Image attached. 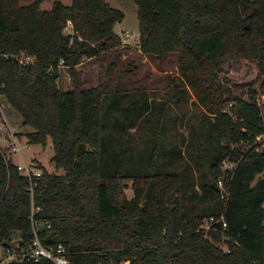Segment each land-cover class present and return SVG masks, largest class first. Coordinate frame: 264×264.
<instances>
[{"label":"trees","instance_id":"obj_1","mask_svg":"<svg viewBox=\"0 0 264 264\" xmlns=\"http://www.w3.org/2000/svg\"><path fill=\"white\" fill-rule=\"evenodd\" d=\"M133 1L139 53L159 60L177 54L185 85L175 87L173 98L190 89L202 106V145L194 137L186 152L192 162L202 156L206 167L200 194L187 193L183 172L155 168L160 143L144 158L148 172L142 173L143 158L118 140L150 113L144 95L123 106L127 93L101 84L85 88L76 70L84 59L112 51L114 60L121 56L114 33L121 11L106 0L55 1L49 11L40 10L41 0L23 6L0 0V97L30 129L29 145L51 141V161L62 171L51 175L39 166L31 194L29 181L0 149V246L20 241L9 249L27 251L37 226L42 246H63L71 264H264V153L251 148L264 132L253 88L264 75V0ZM242 62L255 63L258 72L246 97L218 76L223 66ZM114 66L111 61L108 70ZM63 70L72 80L66 91L59 88ZM169 157L184 154L175 147ZM124 180L132 181L131 199L121 195ZM191 194L202 203L197 214L184 206ZM212 216H222L226 227L203 231Z\"/></svg>","mask_w":264,"mask_h":264},{"label":"rangeland","instance_id":"obj_2","mask_svg":"<svg viewBox=\"0 0 264 264\" xmlns=\"http://www.w3.org/2000/svg\"><path fill=\"white\" fill-rule=\"evenodd\" d=\"M33 1L20 0V4ZM54 1H59L65 6L71 4V0H42L40 10L49 11ZM111 1L115 5L113 8L124 14L123 20L114 26V33L119 36L122 43L121 56L114 60L116 52L112 51L106 56L84 59L76 67V70L81 80L86 83L85 88L90 89L101 84L108 90L117 88L121 93H127V96L121 100L123 106H126L134 98H141L143 94V97L149 103L150 113L144 115L127 132L123 131V134L118 136V140L124 148L130 147L132 149L135 159L141 160L143 158L142 161L144 162L141 161L139 166L142 173L148 172V163L144 158L149 156L153 144L160 143L161 154L156 158L155 168L175 171L179 175L183 172L190 180L187 193L190 194L196 191L200 194L197 186L202 179V173L206 172V167L202 168V156L192 162L186 152L194 137L197 139L196 144L200 143L202 145V106L196 101L190 89L182 92L180 100L173 98L175 87L181 85V83L185 85L179 74L177 54H171L159 60L139 53L138 18L134 1ZM111 61H115V66L108 70ZM257 73L255 63L242 62L223 66L218 76L222 82L228 81L226 86L227 88L231 87L235 95L246 97L249 89L248 85L255 82ZM261 83H264V75L253 87L257 90V100L264 111V89H259ZM59 88L62 91L72 89V80L67 70H63L60 75ZM178 89L180 90V88ZM179 94H181V91ZM117 114L115 113V115ZM161 116L163 118H160ZM119 120H123L122 115H120ZM111 128L112 122L108 124V133L112 132ZM9 132L14 134L19 141L17 143L20 148L19 153L9 152L11 143L8 136ZM29 132L30 129L21 126L18 116L8 110V106L0 97V149L6 158L14 165H30L35 168L41 166L48 174L61 175L62 171L56 170L54 163L51 161L53 157L51 141L49 140L45 147L29 145L26 139V134ZM193 133L196 135H193ZM175 147L181 149L184 159L175 157L169 162V153ZM189 148L194 157L196 155L195 148ZM122 184L125 185L124 188L121 185L122 197L131 199L133 196L132 181L124 180ZM184 206H193L192 214H197L201 210L202 203L197 196L191 194L190 197L184 200ZM4 255L5 253L0 248L2 259Z\"/></svg>","mask_w":264,"mask_h":264},{"label":"built area","instance_id":"obj_3","mask_svg":"<svg viewBox=\"0 0 264 264\" xmlns=\"http://www.w3.org/2000/svg\"><path fill=\"white\" fill-rule=\"evenodd\" d=\"M71 23L67 22L66 30H71ZM27 60H23V62H27ZM8 136L11 140L9 145V152L10 153H19L20 148L18 147V140L14 136V134L8 133ZM256 153H264V132L255 137L254 142L251 146ZM20 174L29 181V191L32 194L33 188L35 187V183H33V179L39 178L41 174V169L35 168L30 165H16ZM218 189L220 193V199L224 200L227 197V192L224 189L221 181L218 182ZM215 225H222L223 228L226 227L223 217H209L205 219L202 223L203 231H208L212 229ZM34 230V239L31 242V245L27 251H15L9 248H0L5 253L4 258L0 257V264H10L11 261H17L20 263L33 262L37 263L38 261L45 259L49 261L51 264H71L69 259L66 256V251L63 246L58 245L56 247H43L36 235L37 226H33ZM49 229V226H47ZM214 230V229H213ZM120 264H129L128 261L122 262Z\"/></svg>","mask_w":264,"mask_h":264},{"label":"water","instance_id":"obj_4","mask_svg":"<svg viewBox=\"0 0 264 264\" xmlns=\"http://www.w3.org/2000/svg\"><path fill=\"white\" fill-rule=\"evenodd\" d=\"M246 29H248V26L246 27ZM10 59H13V57H10ZM41 228H43V226H41ZM20 241H14L11 243H2V247L3 248H14L16 244H19ZM10 264H22L20 262L17 261H11Z\"/></svg>","mask_w":264,"mask_h":264},{"label":"crops","instance_id":"obj_5","mask_svg":"<svg viewBox=\"0 0 264 264\" xmlns=\"http://www.w3.org/2000/svg\"><path fill=\"white\" fill-rule=\"evenodd\" d=\"M34 1H35V0H34ZM34 1H33V2H34ZM33 2H31V3H33ZM54 2H55V1H54ZM106 2H108V3L110 4L111 7H114V6H115L114 4H112V1H111V0H106ZM31 3L27 2V3H25V4H20V0H19V4L22 5V6H23V5H29V4H31ZM41 3H42V0H41ZM112 5H113V6H112ZM261 177L264 179V171H263Z\"/></svg>","mask_w":264,"mask_h":264}]
</instances>
